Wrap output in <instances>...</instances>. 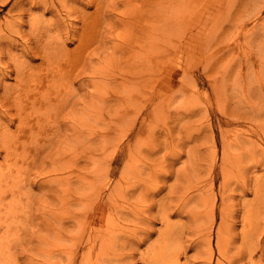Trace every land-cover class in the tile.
I'll list each match as a JSON object with an SVG mask.
<instances>
[{
    "label": "bare ground",
    "instance_id": "1",
    "mask_svg": "<svg viewBox=\"0 0 264 264\" xmlns=\"http://www.w3.org/2000/svg\"><path fill=\"white\" fill-rule=\"evenodd\" d=\"M8 1L0 0V6H5ZM161 1L159 5L158 0H138V3L137 0H12L8 8L11 19L0 24V264H20L19 255L24 249L22 245L29 226L27 212L32 224L36 216L42 217L39 225L44 234H36V240L50 241L70 252L63 250L51 254L50 260L40 264L48 260L49 264H77L80 250L84 259L96 245L100 253L109 248L107 258L115 263L122 256L132 259L133 251L125 252L121 236L129 245L145 238L124 233L130 214L145 221L147 227L143 232L148 240L154 233V218L152 215L141 216L139 208L145 207L144 201L135 208V203L129 202L130 198L124 202L110 200L117 191H121L123 197L127 196L123 184L109 188L105 196L103 185L96 186L105 173L111 172L114 157L109 159L108 149L120 146L116 128L132 116L130 132L137 136L142 131L137 125L139 118L143 125L150 113L161 107L162 112H158L168 120L165 133L171 136L176 131L182 133L185 127V124L181 126L182 121L192 124L200 111L192 106L183 115L173 102L180 96L187 97L188 102L199 98V83L206 78L205 83L215 93L222 115L210 120L207 129L211 132L215 127L219 129L221 150L218 152L212 139L205 143L209 144L206 147L211 156L203 185H198L202 179L193 182L185 172V206L189 200H193L194 205H190L191 202L186 210L194 225L204 223L202 242L209 248L215 231L220 252L216 264H224V261L228 264H264V176L261 175L253 186L255 198L249 203L243 202V248L226 253L235 241L233 231L238 218L229 202L234 194L227 189L236 175L231 166L240 165L241 154L235 151L255 143V135L247 137L230 127L241 121L256 120L262 127V133L257 137L264 138V96L258 104L251 99L254 90L264 93V20L261 21L264 0ZM37 10L41 15H34ZM46 13H56L58 17L41 22V16ZM63 14L67 17H61ZM27 26L29 30H26ZM242 34L251 39L249 43L260 39L258 57L250 45L244 55L236 53L242 46L238 42ZM116 36H122V42ZM157 38L162 54L156 58V68L160 69L158 59L163 64V57L169 56L174 63L165 71L173 76L178 74V80L164 76V81L162 74L158 76L161 71H153L148 51H151V43L156 47ZM230 55L233 56L231 59ZM236 59L244 64L237 70L233 67ZM34 60H40V63L35 65ZM256 65L254 77L248 78L244 86L241 83L244 70ZM200 72L206 78L198 80ZM72 76L77 81L75 86L74 82L70 83ZM10 79L15 82L10 84ZM160 84L170 92L171 100H164L155 93ZM231 84L235 86L233 90L242 92L234 95L241 99H236L238 105L232 108L223 105L226 97L222 94ZM91 87L93 90L89 91ZM135 93L142 95L141 100ZM130 97L135 103L140 100L144 109L142 116L139 111L133 117ZM244 103L248 105L239 106ZM204 127L206 125L200 123L195 130L186 132L190 137L196 132L197 137ZM152 130L149 127L144 131L151 133ZM41 139L45 142L41 143ZM94 141H97L95 149L100 155L95 158V168L89 167L93 169L86 176L84 171L88 168L84 169L78 157ZM65 155L70 156V161ZM40 157L51 158L47 171L39 169ZM101 159L104 163L109 160V163L102 166ZM26 169L29 170L26 176H21V171ZM45 172V182H41L38 178ZM138 173L132 176L137 182L132 185L131 192L151 179V176L143 177V171ZM218 175L222 182L216 193L213 183ZM46 182L58 186L54 188ZM87 187L93 190L89 196L84 191ZM240 187L239 199H242L250 185L244 183ZM190 188L197 193L188 196ZM36 189L42 193L44 189L46 194L53 196V201L42 199L37 206ZM197 195H200L201 203L207 204L206 212L196 210L200 203L195 199ZM130 207L133 209L127 214ZM256 213L260 220L254 216ZM202 215H206L208 222H204ZM167 220L164 219L168 227ZM91 223L94 226L87 228ZM164 233L159 232L157 243L166 241ZM67 242L71 245H66ZM198 245L199 241L192 244L193 247ZM154 252L152 257L147 252L143 254V264H181V252L177 247H160ZM63 256L67 262L63 261ZM212 258L211 252L209 264H212ZM34 263L33 255L29 264ZM131 264L136 262L131 261Z\"/></svg>",
    "mask_w": 264,
    "mask_h": 264
},
{
    "label": "rangeland",
    "instance_id": "2",
    "mask_svg": "<svg viewBox=\"0 0 264 264\" xmlns=\"http://www.w3.org/2000/svg\"><path fill=\"white\" fill-rule=\"evenodd\" d=\"M9 1L5 4V6H0V24H4L6 21L11 19L8 13V8L10 7L12 0L10 2ZM161 3L162 1L158 0V4L160 5ZM130 7H133V5ZM121 8L125 7L122 6ZM34 15H41V11L37 10L36 12H34ZM57 17L58 15L56 13H46L44 16H41V22L55 20ZM61 17L66 18L67 16L63 14ZM262 20H264V10L262 13L261 21ZM26 30H29V26L26 27ZM116 38L122 42V36H116ZM259 40L260 39H256L255 41L252 40V43H249L251 39L245 34H242L238 40V42L241 43L242 46L241 49L237 48L238 50L236 51V53L240 52V56L244 55L245 53H247L246 50L249 49L248 45H250V48L253 47V54L258 57L257 44L259 43ZM161 54L162 48L159 49L157 38L156 47H154L151 43V51H148V57L151 59L154 65L153 71H161L158 76H161L162 74L164 81H166L164 76H172L178 80V74L175 73L173 76L172 73L165 71L169 69L170 65L173 66L174 63L173 60L168 59L169 56L166 55V59H164L163 57V61H165L163 62V64H160L158 59V67L160 69L156 68V58H160ZM229 57V59H231V57L233 56L230 55ZM234 61L236 63L233 65V67L236 70L237 67L239 68L240 66H244V64L238 62V59ZM33 63L36 65L40 63V60H34ZM257 69L258 66L256 65L253 69L244 70L245 74L241 81L244 86H246L248 78L254 77ZM202 77L206 78V76L202 72H200L197 79L200 80ZM206 79L203 82L204 84L199 83V98L195 99L194 101L188 102L187 97L180 96L177 98V101L173 102V106H179V110L183 115L187 114V111H190L192 106H195L194 110L200 111L198 116L196 117V120L194 119V122L192 124L186 122L185 120L182 121L181 126L185 124L184 129L181 128L184 130L182 131V133H178L176 131L173 136L167 135L165 133L164 128L168 120L164 116H162L161 107H159L158 110H154V112H151L148 121L143 125H141L140 122L141 117L139 118V120L137 121V125L138 127H142L143 132L141 131V134L137 136H135L134 133L132 134L130 132L129 126L132 125V116H129L127 121L122 122L119 127L116 128L117 138L120 141V146H112L108 149L109 159L111 157H114L112 159L111 172L108 175H106L107 173H105L104 178L98 184H96V186L100 184L103 185L102 190L104 196L109 191V188H113L115 185L121 186L123 184L125 186L127 196L123 197L122 192L117 191L114 197L110 200L124 202L127 201L128 198H130L129 202L135 203V208L140 202L144 201L145 207L141 206L139 209L142 212L141 216L152 215V218H154V226H152V231L154 233L152 237L148 240V238L144 236L143 228H146L147 224L144 220L139 221V217H133V215L130 214L133 207H130L129 211L128 209L125 210L128 211L127 214H130V221L125 225L127 227V230H125L124 233L127 235L136 234L140 239L145 238V240L141 241L140 243L129 245L127 243V240L121 236L122 243H125V252L133 251L134 257L132 259H127L122 256V258L117 261V263H115L107 258L109 248L104 249L102 253H100L98 250V245H96L95 247H93L89 255H87L84 259H82L80 256V250L79 261L77 264H81L82 261V264H131V261H135L136 264H143V254L147 252L152 257L153 255H155L154 251H158L160 247L163 249L177 247L181 252V264H186V262L187 264H209L211 252L213 254V258L210 260L212 261V264H216L215 262L217 258L220 259L219 248L216 245L215 231H213L212 233V246L211 248H209L207 244L202 242V238L205 232L203 230L204 223L202 224L201 221L198 225H194L192 220L190 219L191 216L189 217V214L187 213L186 207L193 200H189V202L185 206V202L187 199L185 191L187 177L185 172L189 173L188 177H190L193 182H198V180L202 179V182H199L200 184L198 185H203L205 183V180L203 179L207 178L206 168H209V159L211 156V154H209V149H207L206 147L209 146V144L206 145L205 143H207V140L210 141L212 139L214 142H216L218 152H220L221 150V137L219 129L215 127V130L213 132L207 129V125L210 120H214L215 117H222V115L218 110L219 105L216 101L217 97L215 96V93L208 88L207 83H205L207 81ZM8 81L10 82V84H13L15 82L13 79H10ZM71 82H74L75 86L77 81L74 80V76L70 78V83ZM232 87L235 86L231 84L230 88L228 90H223L222 93L223 96L226 97V102L223 105L227 104V106L230 108H232V106L238 105L236 104V99H241L240 96L235 97L234 95L237 93L242 94V92H239V90H236V88L235 90H233ZM89 89V91H92L93 87ZM149 89L151 91L153 90L152 88ZM155 93L162 96L164 100L166 98L168 100H171L172 98L170 97V92H167L165 87L161 84L157 85V87L155 88ZM252 93V101L256 102L257 104L260 103L261 99L264 96V93L260 90H254V92ZM135 94L139 95L137 93ZM141 96L142 95L140 94V100L142 98ZM130 98L132 101H130V109L134 113L133 117L135 113L139 111H142V116L144 109L142 108V106H140V100L135 103L132 100V97ZM246 105L248 104L244 103L239 106ZM146 111L147 110H145V113ZM169 123H172L171 120H169ZM200 123L206 125V127L203 128V132L197 137L195 136L198 133L193 132L194 137H190V135L186 131L195 130V127H198ZM172 125H175V122H173ZM149 127L153 128L151 133L144 131L145 128ZM230 128L235 132L243 134L244 136L247 135V137H253V135H255V143L253 145H245L244 149L235 151L237 154H241L240 165H237L236 168L231 166L236 175L233 177L232 183L228 184L227 189L231 191L232 194H234V198L230 199L229 202L232 204V208L235 210V212H237L238 218H236V226L233 231L235 241L234 243L230 244V249L226 251L227 254L231 253V251L234 252L235 250L243 248V233L241 231L243 228L242 219L245 209L243 202L249 203L255 198L253 186H255L256 178L260 175L264 176V138L257 137L258 134L262 133V127L260 126L259 122H256V120L253 122L241 121L239 122V124L233 125ZM41 138H44V136H42ZM44 142L45 139H41V143ZM96 145L97 141H94L93 145L89 149L86 148V150L78 157L79 162L82 165L84 164V169L88 168L84 171L86 176H88L91 173V170L95 168V158L96 156L100 155L99 151L95 149ZM65 157L69 159L68 161H70V156L65 155ZM50 159V157H46L44 160L43 157H40L38 162L39 169L42 170L43 168H45L47 171V168L49 166L48 160ZM101 163L102 166H106L109 163V160L104 163V161L101 159ZM74 168L75 166L73 167V169ZM126 170L128 171V173H126ZM28 171L29 170L27 169L21 171V176L25 177ZM139 171H143V177L151 176V179L148 180L146 184L142 185L137 191L133 189L131 192L132 185L137 182L134 180V178H132V176L138 175ZM46 174L47 172L41 174L38 180H41V182L44 181ZM221 182L222 178L220 175H218L213 183V189L216 193L219 190ZM244 183H248V185H250V190L245 196H242V199H239V193H241L240 186ZM47 184L53 186L54 188L58 186L57 183L53 182ZM38 189H36L35 191L36 194H38V196L36 197L37 206L42 201V199H50L51 201H53V196L46 194L44 189L43 193ZM84 191L86 192L87 196H89L93 190L91 189V187H87L86 189H84ZM187 192L189 194L188 196L197 193V191L194 192L192 188H190ZM205 193L206 192H204V195ZM43 194L45 196H43ZM200 198V195H197L195 198L198 203L200 202L197 205L196 210L201 213L206 212L207 204L201 203ZM192 204L193 202L190 205ZM27 213L29 226L27 228L26 241L22 245V248L24 249L19 255L20 264H29L30 259L33 255L35 256L34 264H40L48 258L50 260L51 254H59L63 250L67 251L66 247L64 249L62 246L54 245L50 241L36 240V234H44V231L41 230V226L39 225L42 217L40 215L36 216L35 223L32 224L30 213ZM110 214L113 217L115 216L113 213ZM116 214L119 215L121 213L116 212ZM22 215L23 219H25L23 213ZM258 215L259 214L256 213L254 216L259 219ZM216 216H218V212L216 213ZM202 217L204 219V222H208V218L206 217V215H202ZM164 219H168V227L167 224H165L166 221H164ZM136 225H139V228L136 227ZM93 226L94 224L91 223L87 226V228L90 229ZM160 231L166 232L162 234L163 238H165L166 241L164 242L163 240H161L159 243H157L160 236ZM195 241H199V245L197 247L192 246ZM67 244L71 245V242H67L66 245ZM150 247H152L153 249H151ZM149 250H152L153 252L149 253ZM67 252L68 254H70L69 251ZM49 260L45 264H49ZM63 261L67 262L66 256H63ZM224 264L228 263L224 261Z\"/></svg>",
    "mask_w": 264,
    "mask_h": 264
}]
</instances>
